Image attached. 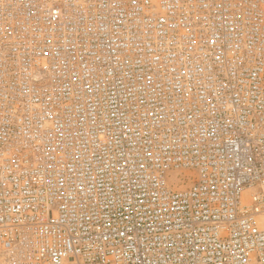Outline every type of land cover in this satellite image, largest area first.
Returning <instances> with one entry per match:
<instances>
[{
  "label": "built area",
  "instance_id": "1",
  "mask_svg": "<svg viewBox=\"0 0 264 264\" xmlns=\"http://www.w3.org/2000/svg\"><path fill=\"white\" fill-rule=\"evenodd\" d=\"M0 264H264V0H0Z\"/></svg>",
  "mask_w": 264,
  "mask_h": 264
}]
</instances>
